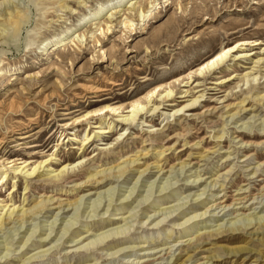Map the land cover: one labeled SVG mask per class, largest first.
Listing matches in <instances>:
<instances>
[{
    "label": "rangeland",
    "instance_id": "374dc122",
    "mask_svg": "<svg viewBox=\"0 0 264 264\" xmlns=\"http://www.w3.org/2000/svg\"><path fill=\"white\" fill-rule=\"evenodd\" d=\"M1 2L13 6L7 5L5 13L0 10V28L5 30L0 38V214L7 208L17 211L42 199L50 201L36 219L11 221L0 229V264H22L51 243L55 247L50 252L26 264H127L133 259L157 258L162 254L144 253L178 240L181 245L171 247L172 257L166 259L165 255L158 263L179 264L191 256L184 264H264V225L244 233L228 231L231 222L242 218L260 216L264 223V193L250 199L264 187V63L227 61L219 74L194 77L198 59L206 53L214 54L239 40L251 44L261 39L264 43V0ZM133 4L135 10L126 9ZM116 8L119 12L110 15ZM261 47L239 49L260 52ZM241 66L252 67L256 80L246 82L244 73L249 70ZM231 74L237 77L224 84L213 83ZM103 88L106 91H100ZM169 88L176 99L185 90L190 95L203 94L196 103L199 106L190 111L201 116L193 117L184 110L173 115V107L164 102L130 126L120 123V116L131 110L126 106L138 101L151 108L157 99L163 103L157 94ZM180 103L177 108L187 102ZM105 104L119 109L109 115L102 111L100 118L89 122L80 121L84 112ZM238 108L242 109L229 119ZM96 122L108 133L97 136ZM86 135L90 139L85 142ZM137 157L134 170L117 182L101 180L99 175L87 180L89 174ZM80 158L83 167L59 181L23 175L40 164V174L45 176ZM181 163L188 168L185 175L178 173ZM147 165L150 174L138 179V171ZM172 165L176 171L167 173ZM155 167L163 168L165 175ZM192 180L200 186L186 185ZM212 180L218 181L217 187L207 191L205 184ZM244 190L249 196L244 204L233 206L240 207L237 211L211 210L185 228L176 226L204 212L213 193L226 198ZM89 193L101 195L86 197ZM67 201L76 203L61 215L58 208L66 210ZM174 205L181 207L165 216L158 213V209ZM161 218L165 225L152 229L151 224ZM115 226H122L125 232L120 242L108 243L116 238L110 237L81 252L69 242ZM45 237L52 239L50 244L41 241ZM185 238L192 239L188 243ZM143 242L146 247L142 250L105 255L119 246ZM105 244L111 249L98 247ZM239 246L249 252L228 253ZM210 256L219 261H208ZM177 257L180 260L175 263Z\"/></svg>",
    "mask_w": 264,
    "mask_h": 264
},
{
    "label": "bare ground",
    "instance_id": "6f19581e",
    "mask_svg": "<svg viewBox=\"0 0 264 264\" xmlns=\"http://www.w3.org/2000/svg\"><path fill=\"white\" fill-rule=\"evenodd\" d=\"M166 1H168V0H166ZM134 4L131 5V6H128L126 9L129 10L128 8H130V10H135L134 9L135 8L134 7ZM2 5H3V7H2ZM7 5L8 6H13L11 3H8L7 4V2H1L0 3V10L3 8L2 10L5 13L6 12V9L5 8L8 7ZM117 11L119 12V10H117V8H116L115 11L111 12L110 15L116 14ZM140 13L143 14L144 11L141 10ZM107 19L109 20L108 23L109 22L111 23L110 16H108ZM128 22L129 21H126L125 24L128 23ZM131 25L132 24H130V26ZM127 26H129V25H127ZM104 29H105V27H104ZM130 29H132V28H130ZM106 31H108V28H107ZM4 33H5V30L3 29V27L0 28V38L3 37V34ZM234 44H235L234 46L231 45V46L223 47V48H221L220 50H218L214 54L209 55L208 53H206L203 56H201V58L198 59L199 60L198 63L196 64V68L197 69H195V71H194V77H197L198 78L201 75L202 78H205V76L211 77L214 74H217V73L219 74L220 72H218V71L220 70V68L222 67L223 64L225 65V63L227 61L249 60V62H253L257 66H260L261 64L264 63V43L262 44V40L261 39H257L254 42L252 41L251 44L249 43V40H239V41H237ZM248 45H252V46L262 45L263 46V47H261L262 48V51H260V52H253V50L252 51H243V50H240L239 49V47L248 46ZM231 57H232V60L230 59ZM226 58H228V59L226 60ZM241 67L249 70V71H247V72L244 73V77H245L246 82L248 81L250 83V82L256 80V74L254 72L251 73V70H253L252 67H246V66H241ZM235 77H237V76L231 74V75H229V76H227L225 78H222L220 81H215L213 83H216L218 85L219 84H224V83H227L228 81L230 82V80H232V79H235ZM181 82H183V81H181ZM114 85H116V84H114ZM199 86H201V85H198V87ZM100 91L103 92V91H106V89L103 88ZM154 91L155 90L153 89V91L151 90L150 93L152 94ZM180 93H181V95L178 96L177 98H181V99H176L175 95L172 94V89H170V88L164 90L162 93L161 92L158 93L157 96L162 97L163 103H158V101H157L158 99L157 100L154 99L155 100L154 103L157 104V105H154V103H153V105H151V108L150 107L149 108L148 107L146 108L145 105H141L138 101H134V102H132V104H129L128 106H126V108L127 107H131V110L125 116H120L121 118L119 119V121L123 125L130 126L134 121H136V119L139 116H142V115H144L147 112H152L153 113L154 111L158 110L159 106L160 105H163L164 102H166V106L173 107V108L170 109L171 111L173 110V112H174L173 115H180L178 113L181 110L189 111L190 112L192 109L194 110L195 108H197L199 106V103L198 104H196V103L199 101L198 100L199 97H204L203 94H201L199 96H195L194 94L190 95L191 92L190 91L188 92V90H185L184 92H180ZM188 97H190L189 98L190 100H187ZM154 100H152V101H154ZM156 101H157V103H156ZM149 102H151V101L148 100V103ZM180 102H182V103H186L187 102V103L186 104H183L179 108H177L181 104ZM242 102L243 101H240L238 104L240 105ZM146 104H147V101H146ZM174 107H176L177 109H175ZM118 109L119 108L111 107L110 105H106L105 104V106H103V107H101L99 109H93V110H89V111L84 112L81 116H79L80 119L82 118L80 121H83V120L86 121L87 120V122H89L90 120H93V119H96V118H100V116L102 115L100 112H102V111H103V114L104 115L105 114L109 115V112L115 113ZM144 109H145V111H144ZM241 109L242 108H238L236 110V112L233 113L229 117V119H233L234 116L236 114H238ZM213 110H215V108H213ZM190 113H191L190 115L193 116V117L194 116H201V114H193V112H190ZM93 128H98L99 129V131L96 132L97 133V136H99L100 134L108 133L107 130L102 129L101 126L98 125V122H96L95 127H93ZM23 138L24 137H20L19 139H23ZM89 139H90V136H88V135H86V137L84 138L85 142L87 140L89 141ZM146 153H148V152H146ZM138 159L139 158L137 157V158H133V159H129V160H124V162L120 166L117 165V166H114V167H110L108 169H103V170H100V171H96L93 174H89L87 176V180H89L90 178H92L94 176L99 175L100 178H101V180H107V179L113 180L114 179V181L116 180V182H117V179L118 178L123 177L126 173L131 172V170H134L133 169L134 164H135V162ZM246 160H242V161L245 162ZM82 163H83V158H80V159H78L76 161H73V162H69V163L64 164L58 170H55L53 172L52 171L46 172L45 176H43L42 174H40V171H39V169L41 168L40 164H37V165L35 164L36 166H34V167L32 166L33 168L30 169V167H29V169L25 170L24 173H23V175H25V178H39L40 179L42 177H45L44 180L59 181V180H62V179H65L66 177H68L67 175H68V173L70 171H73L74 169H81L83 167V164ZM26 166L27 165L22 166L19 169H15V172L18 173V171H22L23 169H25ZM178 166H179V169H178L179 171L178 170L177 171H178L179 175H181V173L183 175H185V173L188 172V168L186 169V164L181 163V164H178ZM16 168H18V167H16ZM155 168H159V167H155ZM175 168H176V166H173L172 165L170 167V171L169 172L167 171V173H170L171 171H174ZM148 169H150V167L147 165L143 170L138 171V179L140 177H147L150 174V171H148ZM157 172L161 173V176H164L165 173H166V172L163 171V168L157 169ZM228 172H230V171H228ZM253 174H254V172H253ZM5 177H6V175L3 174L2 180ZM225 179H226V177L223 178V181ZM221 181H222V179H221ZM193 182H194V180H192V182L190 184H186V185H189L191 187L193 186L194 188H197V187L200 186V184H192ZM217 183H218L217 180H212V181H210V183H208V184L206 183L205 184V189H207V191H209L211 189H214V187L216 186ZM221 186H222V184H220L218 186V188L221 187ZM205 189L202 190V192L200 194H197V196L195 198L196 200L198 199V196L201 195L205 191ZM239 190H241V189H239ZM263 191H264V187H262L257 194H252L253 196H251L250 199H254V200L257 199L258 197L256 195H258V196L263 195L262 194V193H264ZM249 192H251V191H249ZM245 193H248V192H245V190H244V191H242L240 193H236L233 197L227 196L226 198H223V196L222 197H219L218 195H216L217 192H215V193H213V196H212L213 200H210L209 201L210 205L206 207V209L204 210V212H201V213H198V214L195 213L194 215H191L190 217L185 218L183 221H181V223H178L176 226L179 227V226L182 225V227L185 228L186 227L185 225H191L192 223H195L196 221H199L202 218L201 216L205 215V213H210L211 210L213 211V210L219 209L220 212L221 211L224 212L223 214H225V213H227V212H229V211H231L233 209L235 211H237L238 209H240V207L233 208V206L234 205H239V204H244L246 202V199H247V197L249 195L248 194H245ZM85 195H83L81 197V199ZM87 195L88 196H86V197H91V195L92 196H95V195L100 196L101 193H98V194L97 193H93V194H90L89 193ZM229 199H231V202L230 203H227ZM49 201H50L49 198L42 199L41 201L33 204L31 207H29L27 209H22L21 208L20 210H17V211H15V208H12L11 210L9 208H7L2 215L0 214V229H2L5 226L6 223L11 222V221H16V222L21 221L22 223H24L27 220H29L30 218H35L36 219L37 218V214L38 213H41V211L43 210V208L46 207L45 204L47 202H49ZM198 201H202V200H198ZM126 202H127V200H126ZM74 203H76V202H69V201H67L66 202V205H65L66 206V210H64L63 208H58V209H60L62 211L61 212V215L66 214L69 211H71L72 208L69 209V207L70 206L72 207V205ZM196 203H200V202H196ZM255 203H257V202H255ZM255 203L252 202V204H255ZM58 204L61 205V202H59ZM262 205H264V204H262ZM178 207H181V206H178ZM178 207L174 205V206H169V207L162 208L160 210L158 209V213L161 212V215H164L165 216L167 213H172L173 211L178 210L179 209ZM226 208H227V210L224 211V209H226ZM242 208H243V206H241V209ZM106 211H108V210L106 209ZM58 214H59V211L55 214L54 219H53V222H56L55 220H57L56 217L59 216ZM238 215H241V214H238ZM197 217H198V219H196ZM117 219H119V218H115L114 220H117ZM121 219L122 218H120V221H121ZM154 219L155 218H153L151 220V222ZM172 219L174 220L175 217L171 218V220ZM162 221H163V219L161 218V220L155 221V223L151 224L153 226L152 229H159L163 225H165V224H161ZM191 221H193V222H191ZM115 223H110V224L112 225V224H115ZM174 224H176V223H174ZM53 225H52V227H54ZM256 225H264V223H262V218L260 216L259 217H255L254 216L253 219H249V218H246L245 219V218H242V219H239V220H237L235 222H231L230 225H229L228 231H231L233 233H244V231L246 229H248V228H254ZM52 227H50V228H52ZM121 227L122 226H119V227L115 226L114 228L111 227L110 229L108 228L107 230H103L102 232H100L98 234H92V235H89V236H87V235H81V236H78L77 239H75L73 241L70 240L69 242H71V243L73 242L74 244L72 246L73 247H77L76 248L77 249L76 251H80V252L81 251H84V250H87V249L89 250L91 246L93 248L94 245H98L100 243L102 244V242H104V240L109 239L110 237H116V238H114V239L112 238L110 241H108V243L114 242L115 240H117L116 242H120V240L123 237L121 233H125L124 230L121 229ZM48 230H50V229H48ZM65 230H67V229L65 228ZM222 231H220L219 233H222ZM51 232H52V230H51ZM49 234H47V236H49ZM29 237H30V235H29ZM61 237H63V235ZM61 237H59V238H61ZM49 238H50V236H49ZM47 239L48 238L45 237V238L41 239V241H43L45 245L50 244L51 241H52V239H49V240H47ZM166 239H167V237H166ZM191 239H186L185 238V241H188V243H190ZM57 240L59 241L58 238H57ZM26 242H27V240H26ZM26 242H24V244H26ZM166 242H165V244H168V240H166ZM172 242H174V240L171 241V242H169V244L172 243ZM179 242L180 241L178 240L177 243H174V244L175 245L178 244V247H179L181 245V244H179ZM106 244L103 245V246L99 245L98 247H101L102 249H106V250L111 249V247L106 246ZM174 244H171V245H169L167 247H160V248L157 247V249L154 252L144 253V255H146V256H153L155 254H162V255H157L158 256L157 258H152V259H147V260L141 259V261L140 260L135 261V259H133L131 262L130 261H127V262L124 261V262H126L127 264H148L150 262H153V263H156V264H161V262L158 263L157 260L159 258H162L163 259L165 257V255H167V258L166 259L171 258L172 255H173L171 253L172 252L171 251V247L174 246ZM189 246H188V248H189ZM52 247H55V246H53L52 243H51L50 246L46 247L45 249H43L41 251H38V253H36V254L34 253V255L33 254L30 255V257L28 256V258H26V261L23 262L22 264H26L27 262H29V260H32L35 257L45 256L47 254V252H50L51 251V248ZM57 247H58V245L56 246V248ZM145 247L146 246H145L144 242L143 243H133V244L126 245V246L124 245L122 247L119 246V248H116L115 250L113 249L114 251H110V252L107 251L105 253V255H107L108 258H109L111 256L118 255L121 252L125 254L128 251L132 252V251L142 250ZM56 248H54V249H56ZM6 250H8V249H6ZM227 251L232 256L233 255L240 254L242 252H245V253H248L249 252V250H247V247H243V246L231 248V249H228ZM3 257H6V256L3 255ZM217 258L218 257H216V256H210V257H208V261H211L212 263H215V262H218L219 261V260H216ZM5 259H7V258H5ZM190 259H191V256L187 257L186 259H184L179 264H184V262L190 261ZM179 260H180V257L175 258V263L178 262ZM87 264H91V263H87ZM164 264H166V263H164Z\"/></svg>",
    "mask_w": 264,
    "mask_h": 264
}]
</instances>
